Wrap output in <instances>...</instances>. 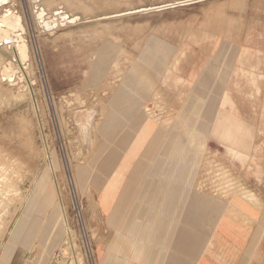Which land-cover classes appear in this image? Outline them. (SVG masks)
Returning <instances> with one entry per match:
<instances>
[{
    "label": "rangeland",
    "instance_id": "rangeland-1",
    "mask_svg": "<svg viewBox=\"0 0 264 264\" xmlns=\"http://www.w3.org/2000/svg\"><path fill=\"white\" fill-rule=\"evenodd\" d=\"M60 2L80 19L53 34L37 23L31 0L13 2L25 18L34 95L0 80V185L9 189L2 179L6 167L19 166L22 178L21 190L8 194L13 201L0 225L8 239L0 264H70L69 233L79 264H98L101 242L134 255L132 241L116 238L103 223L89 176L141 108L164 120L176 116L177 106L179 132L186 135L192 127L194 148L205 153L199 160L193 155L194 179L212 193L246 195L264 209L256 191L264 177L256 176L260 168L255 173L256 162L264 168V114L254 113V143L242 155L226 146L215 150L209 136L204 145L197 140L204 128L197 111L208 99L200 97L203 87L233 93L247 88L251 103L264 105V0H53L47 6ZM12 57L13 50L0 43V65ZM229 102L225 96L223 103ZM185 109L194 123L186 124ZM80 110L89 114L83 123L77 121ZM33 191L16 213L19 198ZM21 215L17 230L8 232Z\"/></svg>",
    "mask_w": 264,
    "mask_h": 264
},
{
    "label": "crops",
    "instance_id": "crops-1",
    "mask_svg": "<svg viewBox=\"0 0 264 264\" xmlns=\"http://www.w3.org/2000/svg\"><path fill=\"white\" fill-rule=\"evenodd\" d=\"M52 1L41 3L49 11L62 5L49 8ZM239 91L203 87L200 97L208 99L197 111L204 126L198 143L209 136L215 150L226 146L239 155L254 143L253 115L264 114V105L251 103L250 89ZM225 96L232 102L224 104ZM172 109L176 116L164 120L137 109L94 164L89 186L103 223L135 245L133 255L97 243L98 264H264V209L238 193H212L194 179L193 155L199 160L205 153L194 148L192 127L179 132L178 107ZM184 112L186 124L194 123L191 110ZM257 168L264 177L260 162ZM256 189L264 201V187Z\"/></svg>",
    "mask_w": 264,
    "mask_h": 264
},
{
    "label": "bare ground",
    "instance_id": "bare-ground-1",
    "mask_svg": "<svg viewBox=\"0 0 264 264\" xmlns=\"http://www.w3.org/2000/svg\"><path fill=\"white\" fill-rule=\"evenodd\" d=\"M14 0H0V43L1 45H4L5 47H7V49H12L13 50V57L10 60H5L2 62V64L0 65V80L3 82H8L11 85H17L20 86V88H29L30 92L32 93V95H34V90H33V85L32 83L34 81H31L30 75L31 74V63H30V53H29V43H28V39L26 37V27H25V23H24V16L19 12V8L18 10L14 7L13 5ZM42 0H31V6H32V10L34 12V17H36L37 23H39L42 27L41 28H45L46 31L53 33L54 31H56V28L61 26V25H65V24H70V21L73 20V22H76L78 20V18H80L78 15L74 14V13H69L68 11L66 12L64 10V7L59 6L51 11H49L45 5H43ZM175 3V2H174ZM152 5V4H151ZM146 6V5H145ZM133 8V7H132ZM142 8V7H141ZM57 10H64V12L60 13V14H55V11ZM121 11V10H120ZM69 15V18H66V15ZM124 15V14H123ZM122 16V15H121ZM72 17V19H71ZM84 17V16H83ZM92 17V16H91ZM95 18V17H94ZM57 22V27H54V24ZM27 25V24H26ZM47 26H53L52 28H50L49 30L46 28ZM67 26V25H66ZM62 27V26H61ZM28 30V29H27ZM12 37L13 39L10 41H7V38ZM15 60V61H14ZM10 85V86H11ZM12 91V90H11ZM26 91V90H25ZM21 92V90H20ZM25 93V92H24ZM12 94V93H11ZM13 95V94H12ZM25 95V94H24ZM23 97V96H22ZM88 112L85 110H80L77 114V121L80 123H83L85 121H87V119L89 118L88 116ZM26 119V118H24ZM24 121V120H23ZM11 124V123H10ZM26 124V123H25ZM43 126V125H42ZM22 127V125H21ZM23 127H26L23 125ZM28 128V127H26ZM21 129V128H20ZM23 129V128H22ZM43 129V128H42ZM20 134V133H19ZM46 139V138H45ZM34 140V139H33ZM11 149V148H10ZM40 149V148H39ZM5 151V150H4ZM48 152V150H47ZM1 153V152H0ZM6 153V152H4ZM2 155V154H1ZM48 155V154H47ZM189 155V154H188ZM2 157V156H1ZM16 158V157H15ZM190 158V157H189ZM210 158V157H209ZM10 159V158H9ZM4 160V159H3ZM51 160V159H50ZM7 162V161H6ZM5 162V163H6ZM10 162V161H9ZM50 162V161H49ZM16 163V162H15ZM13 162V165L15 164ZM23 163V162H21ZM212 163V162H211ZM9 164V163H8ZM12 164V163H11ZM7 165V164H5ZM3 165V166H5ZM12 165V167H13ZM20 165V164H19ZM25 165V164H24ZM51 167H53V164L51 162ZM11 166V165H10ZM16 166V165H15ZM19 166L16 167V170L14 169V171H12L13 168L9 169L8 167H4L5 171L3 172V177L2 179L5 182H8L9 184V189L6 191L4 190V187L6 186H1L0 185V225L3 219V214L6 212V209L8 208V204L9 201L11 202V200L8 199V194L10 195H15L14 193H18L19 190V181H22L21 173L20 171H17V168ZM20 169V168H19ZM29 169V168H28ZM25 170V169H24ZM54 171V170H53ZM20 173V174H19ZM1 175V174H0ZM32 175V174H31ZM1 179V180H2ZM36 179H34V177H31V186L34 184ZM20 181V182H21ZM1 183V182H0ZM6 185V184H5ZM242 187V186H241ZM7 188V187H6ZM27 188V187H26ZM245 188V187H244ZM242 189V188H241ZM243 190V189H242ZM241 190V191H242ZM36 191V190H34ZM34 191L30 194L27 193L24 196H21L18 200V198H16L17 203H16V210H21L22 206L26 205L28 203V201L30 200L31 196L33 195ZM21 193V192H20ZM19 193V194H20ZM25 193V192H24ZM245 193V192H244ZM9 195V196H10ZM227 195V194H226ZM248 195V194H247ZM17 196V195H16ZM246 195H244L245 197ZM248 197V196H247ZM246 198V197H245ZM14 199V198H13ZM248 199H250L248 197ZM247 199V200H248ZM13 201V200H12ZM8 202V204H7ZM10 205V204H9ZM62 206V205H61ZM63 207V206H62ZM65 211V210H64ZM14 212V216L16 215ZM17 213V212H16ZM65 216L67 218L66 215V211L64 212ZM18 216V215H17ZM64 216V215H63ZM22 215L15 221V224L13 227H10L11 231H8L10 233H13L14 231L17 230V227L19 226V222L22 219ZM13 219V218H12ZM71 230V229H70ZM1 229H0V242H2L0 244V257L2 255L1 251H3L4 246L6 244V241L8 240H3L4 238H2L1 236ZM70 235V243H71V247L74 251L73 254V260L70 262V264H79V259L78 256L76 255V251H75V244L73 237ZM88 240V237H87ZM90 241V240H89ZM67 246V245H66ZM70 247V248H71ZM63 252H64V256L65 258H69L68 256L70 255V249L69 246L63 248ZM71 249V250H72ZM91 249V248H90ZM72 252V251H71ZM65 261V260H63Z\"/></svg>",
    "mask_w": 264,
    "mask_h": 264
},
{
    "label": "water",
    "instance_id": "water-1",
    "mask_svg": "<svg viewBox=\"0 0 264 264\" xmlns=\"http://www.w3.org/2000/svg\"><path fill=\"white\" fill-rule=\"evenodd\" d=\"M62 12H64V10H57V11H55V14H60V13H62ZM69 14V13H68ZM66 15L65 17L66 18H69L68 16L69 15ZM71 19H72V17H71ZM78 19H80V18H78ZM70 22H73V20H71ZM58 25H57V22L54 24V27H57ZM53 26H47L46 28L49 30L50 28H52ZM13 38L12 37H9V38H7V41H10V40H12Z\"/></svg>",
    "mask_w": 264,
    "mask_h": 264
}]
</instances>
